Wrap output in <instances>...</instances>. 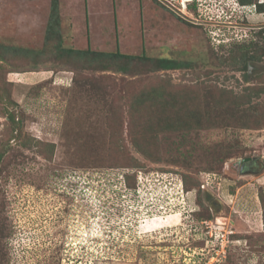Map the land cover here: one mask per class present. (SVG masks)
<instances>
[{
    "label": "rangeland",
    "instance_id": "1",
    "mask_svg": "<svg viewBox=\"0 0 264 264\" xmlns=\"http://www.w3.org/2000/svg\"><path fill=\"white\" fill-rule=\"evenodd\" d=\"M50 3L0 0V44L36 51L0 56V264H264V13L60 0L66 47L191 62L124 71L42 51Z\"/></svg>",
    "mask_w": 264,
    "mask_h": 264
},
{
    "label": "trees",
    "instance_id": "2",
    "mask_svg": "<svg viewBox=\"0 0 264 264\" xmlns=\"http://www.w3.org/2000/svg\"><path fill=\"white\" fill-rule=\"evenodd\" d=\"M159 1V0H156ZM239 4L241 5H252L256 4L257 11L260 13H264V1L260 2H254V0H237ZM162 3V2H160ZM163 4V3H162ZM165 5V4H164ZM166 6V5H165ZM168 7V6H167ZM188 8L191 10H195L196 6L191 2L188 5ZM198 16L199 12H195ZM86 15L88 16V12L86 10ZM60 0H51L50 3V15L46 27V33H45V46L46 48H43L42 51H48V50H58L63 54H68V56L73 57L77 60H79L80 64L82 66L85 65V68H99V69H107L111 66H119L124 71H129L132 68L141 66V63H147L152 65L155 69H179L183 67H189L191 65L190 61H182L175 58L170 57H152L146 53L144 50L140 54H130L125 53L121 51L119 48V45L117 43V48L114 51H105V50H97L93 49L90 45L86 48H73V47H66L63 45V34L61 32V18H60ZM56 48V49H55ZM0 56L3 57V55H9V54H15V52H19L21 54H32L36 53L34 50L25 49L23 47H10L0 44ZM8 52V53H6ZM45 52V53H46ZM20 54V55H21ZM37 70V69H32ZM48 70V69H47ZM9 119L12 121L13 117L8 116ZM132 130V133H135V127H130ZM148 131L153 132L151 129V126H149ZM153 136V135H152ZM139 146V144H136ZM149 146V145H148ZM144 148L147 149L145 145H143ZM152 147V146H151ZM216 152H214L213 155L216 157L217 161L221 162L223 159L232 151L230 150L229 146L226 145H217V147L214 149ZM2 157V154L0 152V159ZM217 162V164L219 163ZM127 184L129 187H138L137 180H139L138 176H125ZM136 182V183H135ZM186 183L183 184L184 190H186L185 187ZM262 220L264 222V212ZM227 257V253H226ZM225 257V259H226Z\"/></svg>",
    "mask_w": 264,
    "mask_h": 264
},
{
    "label": "built area",
    "instance_id": "3",
    "mask_svg": "<svg viewBox=\"0 0 264 264\" xmlns=\"http://www.w3.org/2000/svg\"><path fill=\"white\" fill-rule=\"evenodd\" d=\"M173 2H176L177 4H179V7L178 8H181L182 9V7L183 8L187 7V5H189V3H191V2H193V0H170V3H173ZM137 188L138 187H136L135 189L137 190ZM219 246L221 247V250H220V248H218V252H220L221 254H219V256L216 259L213 258V257H211L210 259H208V262H209V260L211 262H216L217 260L221 259L222 257H226V253H227L226 247H227V245L226 246H223V245L221 246V243H220Z\"/></svg>",
    "mask_w": 264,
    "mask_h": 264
},
{
    "label": "crops",
    "instance_id": "4",
    "mask_svg": "<svg viewBox=\"0 0 264 264\" xmlns=\"http://www.w3.org/2000/svg\"><path fill=\"white\" fill-rule=\"evenodd\" d=\"M45 71H48V70H47V69L40 70V72H45ZM19 72L21 73V72H25V71H19ZM33 72H38V71H37V70H35V71H33ZM14 73L18 74V72H17V71H16V72H14ZM11 81L15 83V84H14V85H15V87L18 85V83H16V80H12V79H11Z\"/></svg>",
    "mask_w": 264,
    "mask_h": 264
},
{
    "label": "clouds",
    "instance_id": "5",
    "mask_svg": "<svg viewBox=\"0 0 264 264\" xmlns=\"http://www.w3.org/2000/svg\"><path fill=\"white\" fill-rule=\"evenodd\" d=\"M260 2L264 1V0H259ZM238 2V1H237ZM239 4V3H238ZM240 6H242L243 8H246V6H254L256 7V4H252V5H241L239 4ZM184 189V188H183Z\"/></svg>",
    "mask_w": 264,
    "mask_h": 264
},
{
    "label": "water",
    "instance_id": "6",
    "mask_svg": "<svg viewBox=\"0 0 264 264\" xmlns=\"http://www.w3.org/2000/svg\"><path fill=\"white\" fill-rule=\"evenodd\" d=\"M242 161H243V162H244V161H247V158L242 159Z\"/></svg>",
    "mask_w": 264,
    "mask_h": 264
}]
</instances>
